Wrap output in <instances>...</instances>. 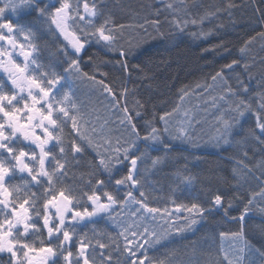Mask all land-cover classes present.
Listing matches in <instances>:
<instances>
[{
	"label": "snow or ice",
	"instance_id": "snow-or-ice-1",
	"mask_svg": "<svg viewBox=\"0 0 264 264\" xmlns=\"http://www.w3.org/2000/svg\"><path fill=\"white\" fill-rule=\"evenodd\" d=\"M150 7L154 18L126 25L114 19L105 0H0V264H185L175 249L161 256L149 253L176 237L186 238V232L194 233L206 216L222 212L228 217L233 201L243 205L240 215L230 217L237 229L221 231L219 239L243 246H222L219 264H256V257L264 264V250L246 239L250 208L264 202V182L258 190L250 189L251 195L241 192L248 176L256 178L247 151L232 158L238 195L230 199L218 190L204 202L172 199L171 208H160L150 206L145 191L169 155L179 150L174 142L200 147L195 137L204 122L199 111L185 107L192 96L200 102L197 108L205 113L211 108L216 117L213 146L249 141L264 145V91L250 96L244 79L252 78L257 63L252 49L264 41V9H253L259 12V30L253 28L255 36L242 42L237 55L220 46L232 57L230 62L210 74L191 96L188 88L181 89L176 102L141 124L148 109L140 100L129 103L135 92L127 87L132 73L143 71L129 62L133 43H139L133 33L147 32L148 24L160 38H167L162 31L167 25L179 35L191 28L199 29L190 33L193 38H208L213 33L204 31L205 23L223 13L231 16L237 6L229 0L201 13L199 5L189 6L187 0H157ZM44 33L56 38L61 72L41 56L38 34ZM93 46L118 57V79L83 70V54ZM92 60L89 57V63ZM259 63L264 64V58ZM70 78L91 87L103 113L95 108L88 113ZM233 80L234 85L229 83ZM217 83L220 94L212 95ZM249 119L254 126L244 133ZM152 152L165 155L153 157ZM189 155L201 161L194 152ZM182 159L185 166L174 178L191 186L197 177L187 168L188 157ZM259 168L264 170V161ZM101 222H110L116 235L98 230ZM89 225L91 238L82 231Z\"/></svg>",
	"mask_w": 264,
	"mask_h": 264
},
{
	"label": "trees",
	"instance_id": "trees-1",
	"mask_svg": "<svg viewBox=\"0 0 264 264\" xmlns=\"http://www.w3.org/2000/svg\"><path fill=\"white\" fill-rule=\"evenodd\" d=\"M227 2L229 0H187L189 6L199 5L201 13L206 10L211 11L214 6H222ZM105 3L114 14L115 20L127 25L136 22L145 23V18L149 20L154 18L155 9L150 6L156 4L157 0H105ZM234 3L237 7L231 16L223 13L213 17L211 22L205 23L204 31L213 33L208 38H193L190 33L199 31V29L191 28L189 32L179 35L170 31L167 25L162 29L167 38H160L148 24H145L147 32L133 33L139 43H133V53L129 57V62L132 65H139L143 71L141 73L133 72V82L127 83V87L130 91L135 92L134 96H129V103L140 100L148 109L143 113L145 119L140 121L141 124L150 119L153 112H158L165 105L170 107L171 103L176 102L177 94L181 89L188 88L191 96L197 86L205 84L210 74L219 70L223 64L230 62L232 57L227 55L225 48L220 47L221 45L227 46V49H230L235 56L242 42L255 36L256 31L253 28L259 30L256 27L259 12L254 13L253 9H264V3L261 0H234ZM145 5L149 7H145ZM196 10L193 8V12ZM161 19L163 20V17ZM38 35L44 62L53 66L55 71L61 72L62 68L59 65L63 61L61 57L55 55L57 47L55 36L47 33ZM142 37L147 38L142 39ZM127 38L132 39V37ZM261 45H264V41H257L252 49V54L257 59L251 72L252 78L250 80L244 78L252 97L258 96L264 91L261 88V85L264 84V80L261 79V76L264 75V64L259 63L260 59L264 58V52L260 51ZM89 57H93L91 63H89ZM117 59L118 57L114 54H105L104 51L93 46L83 54L81 67L88 73H107L109 79H118L120 77L117 70L118 65L114 66ZM145 75L148 77L147 79H145ZM97 78L99 79L100 76L98 75ZM70 82L89 114L93 112L94 108L103 113V108L97 104V97L92 94L89 85L80 84L71 78ZM207 82L210 84V79ZM229 83L234 85L235 81ZM219 94L220 84L217 83L212 95ZM210 98L208 97V99ZM236 99H241V97ZM199 104L197 98L192 96L185 103V107L199 111V119L204 122L203 129L198 131L195 137L200 147L193 149L191 145L174 142L175 145H178L179 150L169 155L166 164L151 178V187L145 189L150 206L171 208L170 201L172 199H176L178 203H189L194 200L204 202L218 190L224 192L229 199L233 195H238L234 192L236 181L232 179V168L234 167L232 158L244 151L248 153V164L253 169L256 178L248 176L247 183L244 184L241 192L251 195L250 189L258 190L259 184L264 182V176L261 175V171L264 170L259 168L260 162L264 161V145L249 141L240 146L236 144L230 147L228 145L213 146L210 142L211 126L215 123L216 117L212 114L211 108L207 113L203 111L202 107L197 108L196 106ZM93 119H95L94 116ZM253 126L254 120L249 119L244 125V133ZM236 139L242 140L243 135L237 136ZM185 148H187L186 151ZM223 148H227V151L222 150ZM190 152L200 156L201 161H195L189 155ZM151 155L163 157L165 154L152 152ZM182 157H188L187 168L191 174L197 177L191 186L179 184L174 178L176 170L185 166L186 161ZM261 208H264V202L261 201H257L255 206L250 208L249 215L246 217L248 225L246 239L254 248L264 250V211H261ZM242 210L243 205L233 201V207L228 217H224L222 212L215 217L206 216L205 220L196 226L194 233L193 231L186 232L184 239L176 237L171 240L168 238L171 242L166 247H158L156 251H150L149 254L161 256L175 249L178 257L185 264H219V260L222 258L219 249L222 246L232 250L243 246V242L239 246L235 242H222L219 239L221 231L230 232L237 229V225L230 222V217L240 215ZM91 227L89 225L88 228L82 229V231L88 232L89 238L92 237ZM96 227L110 235H116V230L110 222H101ZM245 257L247 258V250H245ZM245 264H247V260H245ZM256 264H259L258 257H256Z\"/></svg>",
	"mask_w": 264,
	"mask_h": 264
},
{
	"label": "rangeland",
	"instance_id": "rangeland-1",
	"mask_svg": "<svg viewBox=\"0 0 264 264\" xmlns=\"http://www.w3.org/2000/svg\"><path fill=\"white\" fill-rule=\"evenodd\" d=\"M236 244L240 246L241 242H239V243H236Z\"/></svg>",
	"mask_w": 264,
	"mask_h": 264
}]
</instances>
